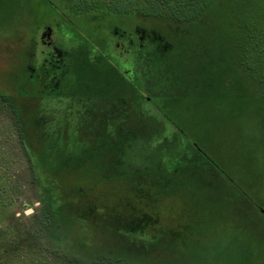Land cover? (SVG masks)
<instances>
[{
  "label": "rangeland",
  "instance_id": "obj_1",
  "mask_svg": "<svg viewBox=\"0 0 264 264\" xmlns=\"http://www.w3.org/2000/svg\"><path fill=\"white\" fill-rule=\"evenodd\" d=\"M106 1L0 0V264H122L98 256L78 259L58 248L55 237L59 230L48 215L15 105L7 96L11 95L10 88L23 91L27 84L22 71L35 53L39 31L46 26L62 28L82 44L89 74L107 76L114 74L108 67V60L113 58L133 70L132 62L114 55L113 29L133 33L140 24L155 30L150 32L152 37L163 33L169 51L164 62L154 57L149 70L140 65L136 66L138 71L128 73L137 76L135 94L147 99L139 103L132 91V95L125 92L132 107L128 129L156 138L165 122L173 121L201 151L202 165L192 169L181 161L182 172L171 177L164 188L155 184L160 175L134 185L125 178L111 183L106 179L111 173L95 160L96 151L79 156L84 153L80 141L75 148L79 158L72 162L74 167L69 172L74 184L81 182L91 199L109 209L122 208L127 202L138 208L142 203L151 205L156 214L160 213L163 227L185 238L188 255L201 259H188L183 264H264V130L260 107L250 93L243 99L238 97L230 82L211 91L201 84L186 95L176 78L193 73L195 60L205 65L211 58L215 64L210 72L219 76L220 68L229 62L230 37L237 26L252 25L254 13L264 25V0H202L208 15L196 27L156 19L142 22L132 15L123 18L122 9L131 10L132 4L124 5L120 0L121 10L112 12ZM158 66L164 71L157 73ZM143 72L159 96L142 92L146 81L139 75ZM164 92L170 96L162 97ZM28 96L21 101L29 105L26 113L35 110L37 103L36 97ZM69 194V200H79V196Z\"/></svg>",
  "mask_w": 264,
  "mask_h": 264
},
{
  "label": "trees",
  "instance_id": "obj_2",
  "mask_svg": "<svg viewBox=\"0 0 264 264\" xmlns=\"http://www.w3.org/2000/svg\"><path fill=\"white\" fill-rule=\"evenodd\" d=\"M123 1L124 5L132 4V9H122L124 12L122 17L127 18L132 15L139 17L142 22H152L156 19L178 26L196 27L208 15L201 6L202 0ZM105 4L108 10L112 9V12H116L115 9L121 10L120 0H107ZM256 18L258 16L254 13L251 17L252 25L241 24L231 34V46L227 51L229 57L225 56V51H221L222 56L229 59V62L227 61L229 64L227 63L225 68H220L219 76L216 75L218 77L210 72L215 64L214 59L211 58L208 63L201 65L197 64L196 57H193L191 62L194 60L196 62L191 66L194 67L193 73L188 71L186 75L180 74L176 78L179 81L178 85L183 86L182 89L186 95L197 91L201 84L211 91L214 86L218 84L227 86L229 82L231 83L230 89L237 93L238 97L243 99L245 98L243 96L250 93L252 101L260 107L264 130V25L261 24L260 17L258 20ZM135 28L142 32L140 36L145 35L144 47L148 49L146 51L149 54V57L143 58L146 62L141 63L146 68L145 70H149L154 57L164 62L169 51V44L164 34L158 32L156 37H152L150 32H154V29L141 24ZM76 43L78 46L81 45L80 42ZM183 68L184 65L179 67L180 70ZM162 71L164 68L158 66L156 72L161 73ZM80 73L84 72L80 71ZM25 74L27 75V72L24 68L23 78ZM86 74L88 73L81 77L78 75L74 83L78 86L111 84L110 81H93V77ZM135 77L137 79V76ZM139 77L146 81L142 85V92L160 95L151 88L153 81L147 80L149 76L146 73L143 72ZM7 84L9 85L8 82ZM130 85H133L132 82ZM10 91L11 95L7 97L15 105L20 128H23L21 122L25 121L28 116L31 123L28 127L31 131L32 120L38 115H35L36 104H34L35 110H29L26 113L25 110L29 105L26 107L21 104V101L28 94L24 90L17 91L10 88ZM103 91L106 90L103 89ZM168 96L170 94L165 92L162 95L164 98ZM134 98L139 103H145L147 100L141 93L135 95ZM35 100L37 102L39 99L35 98ZM85 100L90 99L82 98L78 101ZM45 101L53 102L54 100L46 98ZM147 102L152 104V101ZM125 117V123L120 125L118 133L116 130H108L105 133L107 137L105 139H101L99 133L95 134V139L83 142L84 153L79 155L96 151V162L111 173V176L106 178L108 182H118L125 178L137 184L138 180L143 178L155 177L156 179V176L160 175L156 180L158 183L155 184L164 188L171 177L182 172L181 161H186L188 167L192 169L202 165L201 151L187 140L185 134L173 121L165 122L166 126L158 137L147 138L138 135L136 131L129 130L128 124L130 123H127V116ZM66 126L68 127L67 132L57 130V125L54 129L47 130L49 131L47 134L39 124H35L32 129L36 135L30 132V138L27 141L23 140L25 146L29 147L27 155L35 173V181L45 195L43 201L48 215L59 230L55 237L58 248L64 254L78 259H93L98 256L107 258L112 263L122 264H183L188 259L201 261L196 256L188 255L185 249V238L181 237L179 232L168 229L167 226L163 227L160 213L156 214L151 205L142 203L138 208L135 203L127 202L122 205V208L109 209L103 202L91 199L90 195L86 194L88 191L82 190L81 182L75 185L73 174L69 172L74 167L72 162L79 158L75 148L80 141L75 134L80 132L84 125L67 124ZM47 135L48 137H45ZM94 187L96 186L91 188ZM68 193L79 196V200L76 202L69 200ZM141 199L139 197V200Z\"/></svg>",
  "mask_w": 264,
  "mask_h": 264
},
{
  "label": "flooded vegetation",
  "instance_id": "obj_3",
  "mask_svg": "<svg viewBox=\"0 0 264 264\" xmlns=\"http://www.w3.org/2000/svg\"><path fill=\"white\" fill-rule=\"evenodd\" d=\"M111 34L113 35L111 47L114 55L132 62L133 70L137 71L136 66L139 67L142 62H146L143 58L149 57L146 51L148 49L144 47L145 35L140 36L142 32L136 28L133 33H128L118 27L113 29ZM71 38L70 33L57 26L48 25L39 31L35 53L30 55L24 67L27 72L24 80L27 84H24L23 90L39 99L35 103L37 110L35 115H38L35 117L33 114L35 118L32 117L34 118L32 124H39L44 133L54 129L57 125V130L64 132H67V124L84 125L81 131L75 134L79 141H92L97 133L101 135V139H105L107 138L105 133L108 130H116L118 133L120 125L125 123V116H127V123H131L129 115L132 107L125 98L131 91L133 95H130L133 97L138 93H136L137 86L135 85L136 75L128 74L133 70L125 68L116 58L108 60V67L110 72L114 73L113 75L111 73L107 76L89 74V66L85 64L88 62L86 55L80 49L82 44L78 46ZM85 73L93 77V81L104 80L110 81L111 84L86 86L75 84L77 76L81 77ZM131 82L133 85H130ZM125 83L129 84L123 85ZM103 89L106 91L104 92ZM46 98L54 101H45ZM82 98L90 100L78 101ZM15 112L18 116L16 110ZM30 124L28 116L25 121L21 122L23 125L21 136L25 141L30 138L31 134L36 135L32 129L33 125L31 131L29 130L28 125ZM62 125L64 126L61 128ZM26 150L29 151L28 146Z\"/></svg>",
  "mask_w": 264,
  "mask_h": 264
}]
</instances>
